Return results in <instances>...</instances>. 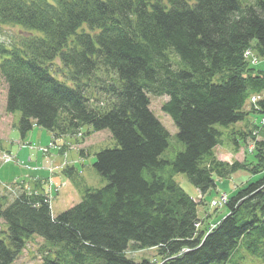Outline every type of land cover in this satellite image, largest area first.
<instances>
[{"label":"trees","instance_id":"obj_1","mask_svg":"<svg viewBox=\"0 0 264 264\" xmlns=\"http://www.w3.org/2000/svg\"><path fill=\"white\" fill-rule=\"evenodd\" d=\"M3 25L23 30L17 44L0 41L6 110L21 113L22 138L37 125L55 140L85 139L88 125V135L108 129L116 146L93 164L107 184L85 186L59 214L38 181L10 183L13 199L0 196V264L34 236L47 244L39 264H153L128 255L152 248L160 264H229L242 246L264 260V70L246 57L264 58V0H0ZM150 95L168 97L162 109L184 144L173 158L163 156L170 132ZM249 140L255 163L217 155ZM242 167L263 175L228 196L227 214L207 232L203 199L175 175L205 196ZM75 170L63 173L73 180Z\"/></svg>","mask_w":264,"mask_h":264},{"label":"rangeland","instance_id":"obj_2","mask_svg":"<svg viewBox=\"0 0 264 264\" xmlns=\"http://www.w3.org/2000/svg\"><path fill=\"white\" fill-rule=\"evenodd\" d=\"M22 35L23 30L19 26H0V41L5 42L7 45L17 44L21 40ZM253 60L255 61L253 66L256 69L264 70V58L253 53ZM59 65L60 63L57 60L54 67H59ZM56 73H59L60 77L63 75L60 70H57ZM6 97L7 84L0 77V159L8 157L5 153L2 154L4 150L9 151L14 156L9 157L12 158L11 160L0 162L1 182L12 183L21 179V181H29L31 186H33L38 181L44 189L51 190L48 179L52 178L53 191H55V193L51 194L53 196L51 197L53 214H59L80 202L82 190H84L85 186L101 188L107 184V180L97 172L93 164L96 160L97 152L116 146V141L108 129L92 132V134L88 135L90 127L84 125L81 128V132L86 134L85 139L79 135H65L61 139H57V144L62 145L60 150H58L53 145L51 133L40 126H34L26 137L22 138L19 130L14 127V122H18L21 113L16 111L12 114L6 110ZM166 100H168L166 95H150V108L170 132V145L163 156L173 158L177 152L184 148V144L178 138V127L172 117L162 109ZM241 124L237 126L244 128L245 124L244 126ZM218 127L226 133L229 131L228 128H224L221 125H218ZM77 142H83V144H77ZM225 142L227 146H234V143L228 140V136H226ZM81 148H85L87 152L85 155L81 153ZM253 150L254 143L249 140V143L244 144L238 152L234 153L233 149L225 146H218L216 152L222 160L245 162L248 159V163L252 164L256 162ZM70 161L74 163L77 169L74 171L77 178L73 180L66 177L63 173L64 167L69 166ZM262 175V172L255 174L250 168L242 167L234 170L230 176L218 179L217 188L205 194L203 202L198 205L199 217L203 219L200 227L210 232L228 212L226 206L213 207L211 205L213 199L219 198L221 193H225L228 199V196L234 194L237 189L248 182L260 179ZM175 179L195 198L199 196V191L189 182L185 174L178 173L175 175ZM10 190L0 185V196L7 194L10 199H13L14 195L9 193ZM6 228L7 225L0 218V233ZM43 245L47 244L41 237H32L28 241L26 248L12 264H39L42 258L40 251ZM128 255L137 261H141L143 258L148 259L153 264H158L161 260V256L154 248L140 251L130 250ZM228 263L264 264V260L259 256L253 255L242 246L235 258Z\"/></svg>","mask_w":264,"mask_h":264},{"label":"built area","instance_id":"obj_3","mask_svg":"<svg viewBox=\"0 0 264 264\" xmlns=\"http://www.w3.org/2000/svg\"><path fill=\"white\" fill-rule=\"evenodd\" d=\"M246 55L251 56L252 53L247 52ZM226 201H227V196H225V194H223V195H221L220 200H214L212 204L213 205H222V204H225Z\"/></svg>","mask_w":264,"mask_h":264},{"label":"bare ground","instance_id":"obj_4","mask_svg":"<svg viewBox=\"0 0 264 264\" xmlns=\"http://www.w3.org/2000/svg\"><path fill=\"white\" fill-rule=\"evenodd\" d=\"M246 57H249L248 55H246ZM0 162H2L1 160H0Z\"/></svg>","mask_w":264,"mask_h":264}]
</instances>
